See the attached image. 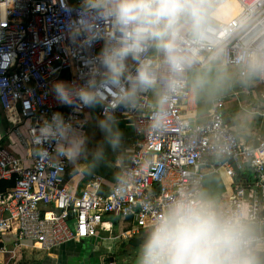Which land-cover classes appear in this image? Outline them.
<instances>
[{
    "label": "built area",
    "instance_id": "1",
    "mask_svg": "<svg viewBox=\"0 0 264 264\" xmlns=\"http://www.w3.org/2000/svg\"><path fill=\"white\" fill-rule=\"evenodd\" d=\"M228 3L236 7L235 15L223 22L221 39L226 66L239 68L241 74V65L234 62L238 55H264V0ZM79 6L80 0H0V114L6 112L12 124V133L6 135L13 134L25 150L24 156H17L3 146L0 134V252L15 256L17 248L26 245L50 251L96 237L99 228L110 227L106 215L133 217L136 230H147L178 192H202L207 174L222 169L237 181L219 210L231 214L243 208L264 253V137L254 147L242 143L225 120L222 98L215 99L202 123L186 116L185 105L192 97L187 89L162 106L149 91L135 109L116 108L115 116L129 120L137 135L119 182L117 178L106 194L100 192L103 178L98 175L80 194L68 188L70 161L55 155V141H38L37 136L42 120L53 113L76 125L91 108L60 103L52 88L59 80L84 84L89 61L103 44L98 40L82 48L70 40L66 25ZM260 81L264 84V76ZM97 106L102 117L103 106ZM158 110L164 121L153 127ZM259 113L264 115V103ZM213 158L219 162L216 168L209 164ZM5 181H12L13 187L2 190ZM9 236L15 239L13 249L6 241Z\"/></svg>",
    "mask_w": 264,
    "mask_h": 264
},
{
    "label": "clouds",
    "instance_id": "2",
    "mask_svg": "<svg viewBox=\"0 0 264 264\" xmlns=\"http://www.w3.org/2000/svg\"><path fill=\"white\" fill-rule=\"evenodd\" d=\"M230 13L228 0H80L66 25L70 40L82 48L103 44L84 84L59 80L52 88L62 104L103 106V140L89 149L86 134L60 112L42 120L37 140L55 141L57 157L92 170L104 161L105 145L121 148L116 108L135 109L149 91L162 106L186 89L193 96L220 90L227 71L221 29ZM234 62L244 79L264 76V55L245 53ZM152 119L160 126L163 111ZM246 219L243 208L228 214L205 193L180 191L148 227L135 264H264Z\"/></svg>",
    "mask_w": 264,
    "mask_h": 264
},
{
    "label": "crops",
    "instance_id": "3",
    "mask_svg": "<svg viewBox=\"0 0 264 264\" xmlns=\"http://www.w3.org/2000/svg\"><path fill=\"white\" fill-rule=\"evenodd\" d=\"M226 69V75H232V79H234L229 84L230 88L228 85H223L225 90L212 92L214 96L208 92H201L196 96L192 94L190 101L185 105L186 116L195 122L202 123L208 119L215 99L222 98L225 103V120L231 126L232 131L242 143L254 147L264 137V115L259 113L264 103V84L261 83L260 76L244 79L241 77L239 68L226 66ZM244 89L249 90V94H245ZM257 109L259 112L256 111ZM98 118H102L98 113V106L91 107L85 113L83 120L75 125L80 127L88 137L89 149L94 148L103 140L104 134L97 126ZM117 121L123 134L121 148L118 152H113L110 147L105 145L104 161L92 170L70 162L65 180L68 188L75 193L80 194L93 175L103 178L100 192L108 193L121 170L129 164L137 135L129 120L121 117L117 118ZM11 128L12 124L8 121L7 113L1 112L0 134L4 135L3 146L17 156H24L25 150L16 142L13 134L6 135V133H12ZM21 128L25 131L27 124L21 125ZM218 163V160L214 158L209 160V164L214 165V168L218 166ZM245 173L252 177L250 171ZM236 181V178L227 176L222 169L216 173L209 172L205 178L202 193H205L217 205L218 209H221L231 198ZM126 218L128 219L106 215L104 220L110 223V227L99 228L96 237L70 241L50 251H45L47 252L46 256L28 264H88V261L92 259L96 260L97 264L110 262L135 264L138 246L148 229L138 231L135 229V219L133 217ZM14 240L13 236L6 239L10 249L14 247ZM24 247H28V245ZM19 249L17 248L15 256L11 253L0 252V264H16L15 257L18 256L22 259ZM258 254L264 253L258 252Z\"/></svg>",
    "mask_w": 264,
    "mask_h": 264
},
{
    "label": "rangeland",
    "instance_id": "4",
    "mask_svg": "<svg viewBox=\"0 0 264 264\" xmlns=\"http://www.w3.org/2000/svg\"><path fill=\"white\" fill-rule=\"evenodd\" d=\"M231 8L233 10L236 9V7L233 4H230ZM232 75L227 74L226 75V80L224 82V85H228V88H230V82L234 79H232ZM220 90H225L224 87H222ZM6 143V142H5ZM6 146V145H5ZM19 253L22 256V259H20V257H15L16 258V264H28L33 262L34 260H37L41 257H44L47 255V252L45 251H41V250H35L32 247H19ZM13 249V248H12ZM88 264H97L96 260L92 259L88 261Z\"/></svg>",
    "mask_w": 264,
    "mask_h": 264
},
{
    "label": "trees",
    "instance_id": "5",
    "mask_svg": "<svg viewBox=\"0 0 264 264\" xmlns=\"http://www.w3.org/2000/svg\"><path fill=\"white\" fill-rule=\"evenodd\" d=\"M14 183L12 181H5L1 184L2 190H5L7 188L13 187ZM128 219V218H125ZM261 261L264 262V254H258Z\"/></svg>",
    "mask_w": 264,
    "mask_h": 264
},
{
    "label": "bare ground",
    "instance_id": "6",
    "mask_svg": "<svg viewBox=\"0 0 264 264\" xmlns=\"http://www.w3.org/2000/svg\"><path fill=\"white\" fill-rule=\"evenodd\" d=\"M234 15H235V12H234L233 9L231 8V13H230V15L228 16V18H227L226 20L232 18Z\"/></svg>",
    "mask_w": 264,
    "mask_h": 264
}]
</instances>
